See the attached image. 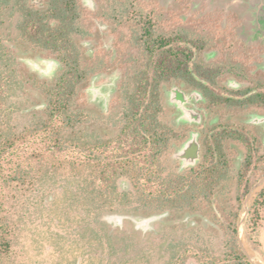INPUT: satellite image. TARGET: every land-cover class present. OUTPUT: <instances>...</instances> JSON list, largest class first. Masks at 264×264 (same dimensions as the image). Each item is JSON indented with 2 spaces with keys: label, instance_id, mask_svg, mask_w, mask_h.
Wrapping results in <instances>:
<instances>
[{
  "label": "trees",
  "instance_id": "trees-1",
  "mask_svg": "<svg viewBox=\"0 0 264 264\" xmlns=\"http://www.w3.org/2000/svg\"><path fill=\"white\" fill-rule=\"evenodd\" d=\"M106 2L121 72L107 111L85 92L102 62L94 63L81 43L89 31L79 0H50L22 12L28 44L59 61L52 79L28 72L11 44L0 42V264H32L46 247L49 264H151L158 253L160 264L189 258L253 264L247 239H256L264 209V180L253 187L264 176V153L248 150L234 172L225 145L246 138L227 127L204 139L196 165L180 171L167 165L166 153L183 136L163 119V85L184 82L227 109L264 102V93L246 102L214 93L210 85L231 71L230 51L203 60L201 53L212 45L207 25L194 39L180 21L170 31L166 9L155 0ZM210 29L211 36L220 30ZM121 178L129 188L120 187ZM202 209L221 230L220 251L192 230L145 243L136 230L112 227L103 218L165 211L177 217ZM30 244L39 251L28 257Z\"/></svg>",
  "mask_w": 264,
  "mask_h": 264
},
{
  "label": "flooded vegetation",
  "instance_id": "flooded-vegetation-1",
  "mask_svg": "<svg viewBox=\"0 0 264 264\" xmlns=\"http://www.w3.org/2000/svg\"><path fill=\"white\" fill-rule=\"evenodd\" d=\"M50 0H0V42L10 43L14 54L20 60L23 67L29 72L35 74L42 79H52L58 72L59 61L55 54L48 50H44L34 45H30V38L24 33L25 22L23 21L22 12L26 10L41 9ZM84 8V23L88 25L89 33L81 39V43L85 46V52L94 59V63L101 59L102 66L97 68L90 74L86 84L85 92L89 91V84L95 83L103 74L114 76L112 85V94L109 106L104 107V103L96 104L98 108L107 111L112 105L114 93L121 76L118 69V62L113 58L119 57L120 51L116 49L115 35L110 30L111 11L107 6V0H79ZM156 1V0H155ZM182 4V2H180ZM231 4L226 12L214 10V12H206L204 10H195L187 15V6L180 9H166V16L170 22V31L174 23L180 21L181 26L189 33L190 38H202L204 28L209 27L207 32V41L212 44L203 51L202 58L205 61H214L221 53L230 51L231 71L222 75L217 85H210V88L216 95L229 96L234 101H242L250 95H256L258 92L264 93V35L257 40L255 38H247L248 35L242 33L243 27L247 23L245 11L241 8L234 7ZM186 10V11H185ZM244 12V13H243ZM255 21L260 25L263 21L264 11L256 13ZM260 14V15H259ZM116 17L118 14L115 15ZM112 15V18L115 17ZM206 19V20H205ZM210 27L218 28L219 34L211 36L213 30ZM242 27V28H241ZM29 31L30 25H27ZM90 28V29H89ZM27 31V32H28ZM244 32V31H243ZM247 36V37H245ZM223 51V52H222ZM49 55L56 60L55 71L52 76H40L37 71L30 69L24 62L26 57H34L36 55ZM205 83V81H204ZM98 84V83H97ZM208 84V83H206ZM111 88L110 85H108ZM176 88V89H174ZM245 91V92H244ZM181 92V94H179ZM88 95V94H87ZM163 98L166 107V114L163 119L170 123L183 137L172 143L166 153V164L175 167L177 170H184L196 165L202 156L204 139H210L211 135L221 129L230 128L237 135L242 134L246 140L236 138L226 143L225 148L230 153L233 165L232 170L236 172L246 152L253 150L254 155L264 153V102L259 101L249 105H231L230 109L223 105V102H210L202 93V91L194 86L187 85L184 82H174L163 85ZM245 101V100H243ZM246 102V101H245ZM194 136L198 142V156L194 163L178 154L182 151L186 141ZM257 160L256 157L253 161ZM253 162L249 167V173L254 168ZM251 174V173H250ZM264 177V176H263ZM165 214L167 220H181L186 216L208 217V221L215 224L214 216L211 212L202 209V212L184 213L177 217H172L167 211L154 213L150 215L112 213L104 218L112 227L125 229L122 225H118L117 219L110 215L131 216L137 220H141V228H145L148 223L144 219L151 215ZM218 215V214H217ZM196 218V219H197ZM131 224L132 229L140 233L141 237L151 230L138 229L131 218L124 219V222ZM117 224V225H116ZM189 225L188 222L184 223ZM127 230V229H125ZM130 231V230H128Z\"/></svg>",
  "mask_w": 264,
  "mask_h": 264
},
{
  "label": "rangeland",
  "instance_id": "rangeland-1",
  "mask_svg": "<svg viewBox=\"0 0 264 264\" xmlns=\"http://www.w3.org/2000/svg\"><path fill=\"white\" fill-rule=\"evenodd\" d=\"M156 2L162 6V7H171L172 9H180L184 8L186 4L187 6V15L190 14V12L197 11V10H204L201 12V14H205L206 12H214V10H221L222 12H226V10L229 9V6L231 4L234 7L241 8V10L245 11L246 17H247V23L245 27H243L242 33H245L248 35L245 36L247 38H255L256 40L261 36L264 35V16L263 21L260 25H256L255 18L252 16L251 11L247 10L246 8V0H156ZM182 2V4L180 3ZM186 11V10H185ZM249 11V12H248ZM244 13V12H243ZM242 28V27H241ZM25 64L32 70H35L38 72L40 76H46L50 77L53 75L56 67V60L53 59L49 55H36L34 57H26L23 59ZM109 74H103L101 77L98 78L95 83L89 84V91L87 95V99H90L94 101L96 104L104 103V107L109 106V102L111 99L112 94V85L114 81V76L109 77ZM98 83V84H97ZM112 83V85H111ZM108 85L111 86V88L108 87ZM168 165V164H167ZM119 185L121 188L127 189L129 188V182L125 178H121L119 180ZM159 215L154 220H151L148 222L147 226L145 228H141L142 222L141 220H137L136 218H133L131 216L125 215V216H119L117 219V224L122 225L127 230H131L132 226L128 222H124V219L131 218V220L134 222V225L138 229H142L144 231L151 230V232L146 233L142 236V240L145 243H149L152 241H156L158 238L162 236L163 233H168L167 235H173L177 236L180 232L183 231H189L192 230L196 233H199L203 237L204 240H207V244L209 242L211 248H213L216 251H220L221 249V241H222V234L219 227L208 221V217H199L198 215L195 216H186L181 220H167L165 217V214H156ZM105 215L103 218H107V221L109 222V217ZM112 216V215H110ZM197 218V219H196ZM115 219V218H114ZM37 222V221H36ZM185 222H188L189 225L185 226ZM116 224V225H117ZM243 224L241 229V234L243 233ZM208 244V245H209ZM28 245V244H27ZM247 245L252 250L253 254L251 259L258 264H264V209L262 211V218L260 220V225L257 228V235L256 239H247ZM28 257L32 256L33 253L37 252L38 249H34L33 245L28 246ZM245 249V247H244ZM246 250V249H245ZM39 251V250H38ZM49 249L46 247L40 254L38 253L36 256H32L35 261L32 264H41L40 261L44 260L43 264H49ZM247 252V251H246ZM21 256V252H18ZM161 256L160 253L154 254L151 264H160ZM186 264H197L196 261L193 258H189L186 262Z\"/></svg>",
  "mask_w": 264,
  "mask_h": 264
},
{
  "label": "water",
  "instance_id": "water-1",
  "mask_svg": "<svg viewBox=\"0 0 264 264\" xmlns=\"http://www.w3.org/2000/svg\"><path fill=\"white\" fill-rule=\"evenodd\" d=\"M257 2V6H258V9H259V12H263L264 11V0H246V9L251 11V14L252 16H258V14H255L253 10H251V6L253 3ZM248 11V12H249ZM260 15V14H259ZM259 17V16H258ZM256 19V18H255ZM256 23V21H255ZM257 25V24H256ZM258 26V25H257ZM176 89V88H174ZM179 94H181V92H179ZM180 157H185L187 159L190 160V162L194 163V160L197 158L198 156V142L196 141L195 137L192 136L190 137L186 143L184 144V147L182 149V151L178 154ZM264 180V177L261 178L256 184H254L253 187H255L257 184H259L260 182H262ZM246 215V211L242 212L241 214V217H240V221L238 223V237L240 238L241 236V229H242V220L244 219ZM111 217L113 218H119L118 215H112ZM157 217H159V215H151V216H148L147 218L144 219V222L148 223L150 222L151 220H154L156 219ZM239 245L240 247L242 248V250L244 251V253L247 254L246 250L244 249V246H243V243L242 241H239ZM248 256V254H247ZM248 259L251 261V263L253 264H258V263H255L250 256H248Z\"/></svg>",
  "mask_w": 264,
  "mask_h": 264
},
{
  "label": "crops",
  "instance_id": "crops-1",
  "mask_svg": "<svg viewBox=\"0 0 264 264\" xmlns=\"http://www.w3.org/2000/svg\"><path fill=\"white\" fill-rule=\"evenodd\" d=\"M251 8H252L251 10H253L255 14L259 12L257 2L253 3Z\"/></svg>",
  "mask_w": 264,
  "mask_h": 264
}]
</instances>
